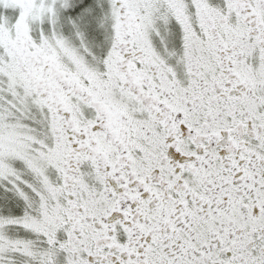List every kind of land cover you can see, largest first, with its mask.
<instances>
[{
	"label": "snow or ice",
	"instance_id": "obj_1",
	"mask_svg": "<svg viewBox=\"0 0 264 264\" xmlns=\"http://www.w3.org/2000/svg\"><path fill=\"white\" fill-rule=\"evenodd\" d=\"M0 264H264V0H0Z\"/></svg>",
	"mask_w": 264,
	"mask_h": 264
}]
</instances>
